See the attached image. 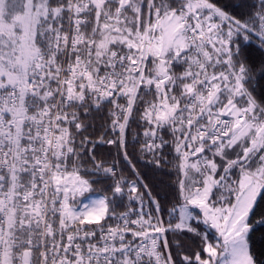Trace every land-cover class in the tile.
<instances>
[{
	"label": "snow or ice",
	"instance_id": "snow-or-ice-1",
	"mask_svg": "<svg viewBox=\"0 0 264 264\" xmlns=\"http://www.w3.org/2000/svg\"><path fill=\"white\" fill-rule=\"evenodd\" d=\"M262 204L264 0H0V264H264Z\"/></svg>",
	"mask_w": 264,
	"mask_h": 264
},
{
	"label": "trees",
	"instance_id": "trees-1",
	"mask_svg": "<svg viewBox=\"0 0 264 264\" xmlns=\"http://www.w3.org/2000/svg\"><path fill=\"white\" fill-rule=\"evenodd\" d=\"M220 3H224L229 5L230 9L239 10V6L241 4V0H218ZM253 58L259 59L260 58V51L255 50V42L253 44ZM126 163V162H125ZM138 169L141 171L142 175H146L147 180L154 181L158 179V177H154L152 173L148 172L146 168H143L142 162L137 165ZM261 212H264V204H262L261 208L257 209V219ZM253 241L255 244V250L260 253L264 252V226L257 225V230L253 235Z\"/></svg>",
	"mask_w": 264,
	"mask_h": 264
}]
</instances>
